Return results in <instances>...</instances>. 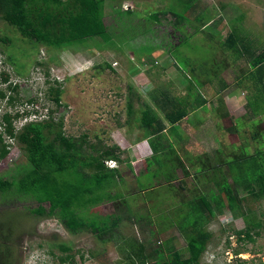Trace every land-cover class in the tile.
<instances>
[{"label":"rangeland","instance_id":"374dc122","mask_svg":"<svg viewBox=\"0 0 264 264\" xmlns=\"http://www.w3.org/2000/svg\"><path fill=\"white\" fill-rule=\"evenodd\" d=\"M185 1L107 0L109 8L104 23L115 33L107 48H96L100 43L86 40L76 48L50 49L20 36L0 17V37L3 38L0 42V93L4 94L0 97V117L4 113L12 116L23 111L21 118L13 121L12 126L17 130L29 121L23 119L29 114H35L36 121H43L48 119L51 110L52 120L62 121L65 136L85 135L90 143L99 140L106 145H116L123 151L122 158H127L133 168V176L117 189L124 194L132 212L145 220L149 217L150 221H156L152 226L161 231L151 237L152 245H162L166 238H171L177 249L185 247L190 234L178 226L180 220L175 215L176 210L169 209V203L182 199L185 192L180 190L181 195L173 196L161 192L156 198L146 199L147 192L139 189L134 178L143 174L144 159L162 153L166 169L170 161L179 158L189 176L183 178L180 168H173L172 185L178 189L179 181L191 187L195 182L193 176L203 164L211 169L217 160L221 161L216 178L220 175L230 181L223 161L230 163L234 157L241 159L244 153L260 150L264 155L261 112L250 116L244 106L239 115L230 114L225 105L220 108L214 100L204 111L206 124L195 128L188 122H180L172 137L158 108L161 101L155 104L151 100L164 92L170 99H180L186 90H176L175 84L198 85L201 80L198 74L189 71L190 65L194 64L198 73L202 69L213 71L214 65L224 59L227 68L222 71L223 78L219 77L221 84L235 82L246 70L240 81L243 85L237 89L236 85L233 92L243 89L244 99L253 111L264 103V64L253 66L256 56L264 51V0H190L187 11L183 8ZM125 10L131 15L124 18L123 24L118 14ZM153 14L158 21L148 19ZM230 34L235 39L231 48L226 42ZM211 83L222 92L218 82L212 80ZM55 89L59 91L58 106L53 102ZM128 102L132 106L130 113ZM145 106L151 107L163 120L166 131L146 134L139 128L138 119ZM216 125L221 135L218 141L213 140ZM2 129L0 125V132ZM3 143L7 145V154L0 158V176L6 177L19 173L24 160L18 143L5 138ZM170 173L168 166L152 185H168L165 176ZM147 178L148 175H142L138 180L148 181ZM198 180L201 186L213 188V181L206 183L200 175H197ZM153 202L157 206L149 211V204ZM116 203L104 202L87 213L89 216L111 214ZM36 205L33 200L11 192L0 193V264L117 263L119 253L114 244L86 232L71 234L55 218L35 217L29 210ZM243 208L245 219H234L224 210L207 224L211 237L200 264H264V228L253 229L258 234H253L251 242L239 240L235 234L244 230L246 223L255 225L259 218L264 223V201L246 197ZM260 213H263L262 218ZM165 216H170L175 225L167 224ZM150 229L143 220L122 224L121 245L132 257L147 250L143 241L149 237Z\"/></svg>","mask_w":264,"mask_h":264},{"label":"trees","instance_id":"16d2710c","mask_svg":"<svg viewBox=\"0 0 264 264\" xmlns=\"http://www.w3.org/2000/svg\"><path fill=\"white\" fill-rule=\"evenodd\" d=\"M189 3L191 1L186 0L183 4L186 11ZM107 8V0H0V17L20 36L50 49L76 48L75 46L84 45L86 40L100 43L96 48H107L115 34L104 23ZM129 15L131 12L128 10L119 13L120 23L124 24V18ZM174 15L177 16L175 13ZM148 19L158 21L155 14ZM2 41L3 38L0 37V42ZM226 42L231 48L235 42L233 35L230 34ZM262 64L264 51L256 56L253 66L261 67ZM3 96L0 93V97ZM58 96L59 91L55 89L53 102L56 106L59 105ZM159 101L161 104L158 108L173 137L176 125L187 116L189 107H182L179 100L170 99L166 92L162 93ZM10 102L11 98L8 103ZM260 104L253 111L249 102H246L245 107L248 108L250 116L259 111L264 117V103ZM127 107L130 113V102ZM251 107L254 109L252 105ZM51 113L50 110L48 119L26 122L18 130L12 126L13 121L19 117L18 113L12 116L8 113L1 115L0 125L3 129L0 132V158L7 154V145L2 138L4 135L19 144L24 165L20 166L19 173L0 176V193L11 192L33 200L37 205L29 210L31 215L55 218L71 234L86 232L98 240L111 242L119 253L116 264H200L211 237L206 226L213 218L226 210L234 219H245L243 201L246 197L264 201V155L261 150L253 154L244 153L241 159L234 157L230 163L223 161L231 177L230 181L220 178V175L216 178L221 163L217 160V164L211 169L205 164L201 166V170L193 176L195 182L191 187H186L179 181L178 189L172 185L175 181L173 168H180L183 178L188 177L183 162L177 158L170 161L164 169L162 153L153 154L144 159V172L134 177L135 182L142 192H147L146 199L156 198L161 192L170 196L180 190L185 192L182 199L169 203V209L176 210L175 215L180 220L178 226L190 234L182 249L175 248L171 238H166L161 242L162 245L153 246L151 237H156L161 231L152 226L156 221H150L149 217L145 220L141 215L132 212L124 200V194L117 189L133 176L130 161L122 158L123 151L116 145H106L99 140L90 143L85 135L77 138L65 136L62 121H53ZM138 125L146 134L166 131L163 120L149 106L141 111ZM168 147L170 152L173 151L170 144ZM188 159L184 161L187 162ZM107 161H113L117 165L109 168L105 164ZM168 166L171 168L170 175L165 176L168 185H152ZM142 175H148V181L139 182L138 178ZM197 175L203 177L206 183L213 181V188L201 186L199 180L196 181ZM104 202H117L113 213L88 215L89 209ZM156 206L157 203L153 202L149 204L148 210L151 211ZM260 216L262 218L263 213ZM133 220H143L151 227L149 237L143 241L147 250L136 257H132L121 245L124 238L120 231L121 226L124 222ZM165 221L169 225H175L170 216H165ZM255 227L264 228L262 219L259 218L255 225L246 223L245 229L236 231L235 234L239 240L251 242L253 234H258L253 232Z\"/></svg>","mask_w":264,"mask_h":264},{"label":"crops","instance_id":"0c3cea01","mask_svg":"<svg viewBox=\"0 0 264 264\" xmlns=\"http://www.w3.org/2000/svg\"><path fill=\"white\" fill-rule=\"evenodd\" d=\"M229 38V35L226 36V40ZM233 63V62H232ZM242 63H240V68L243 67ZM215 69L212 71L210 69H202L199 71H197V69H195L194 64L189 66V71L191 73H195L198 74L200 76V83L198 85H194L192 82H185L182 83V85L175 84L176 90H186V93H184V95H182L183 97H181L180 99H176L179 100L182 104V107H189L188 108V113L187 116L181 121V122H188L190 125H193V127L197 128L199 127L202 123L206 124L203 116H207V114L204 112L207 110L206 106L208 103H214L217 102L218 105H220V108L223 107V105H225V107L228 110V113L230 112V114H237L239 115L240 110L244 111V106L246 104V100L245 95L246 93L243 91V89H239L235 92L234 88L237 85L236 89L240 87L241 84V80L244 79L245 77V73L246 70L240 74V76L237 78V80L233 83H231L232 81H230V83H223L222 80L219 78H223L222 71L223 69L227 68V63L226 61L223 59V62H221L218 65H214ZM232 68H234V65L231 64L230 65ZM204 68V67H203ZM255 69V68H254ZM242 70V69H241ZM241 72V71H240ZM221 75V76H220ZM212 80H215L216 82H218V87H220L221 90H218L216 87H214L213 83H211ZM241 81V82H240ZM217 90V91H216ZM221 92V93H220ZM245 93V94H244ZM162 95V93H161ZM191 97V98H190ZM162 98V96L159 97H152L151 100L155 103L158 104L159 100ZM219 100V101H218ZM217 111L219 112V107L217 108ZM236 112V113H235ZM259 112V111H258ZM236 115V116H237ZM189 116V118H188ZM232 116V115H231ZM233 115V117H236ZM211 121V119H209ZM217 134L213 135V140L214 138L217 139L221 136L219 134V127L216 125ZM219 136V137H218ZM215 142V141H214ZM218 143V142H215ZM219 144V143H218ZM217 144V145H218Z\"/></svg>","mask_w":264,"mask_h":264},{"label":"built area","instance_id":"2783aa9c","mask_svg":"<svg viewBox=\"0 0 264 264\" xmlns=\"http://www.w3.org/2000/svg\"><path fill=\"white\" fill-rule=\"evenodd\" d=\"M112 66L113 67H115V66H117V63L116 62H114L113 64H112ZM15 113H18V115H19V117L17 118V119H15V120H18L19 118H21V116L23 115V111L22 112H15ZM29 119V121H36V119H37V116L35 115V114H29L27 117H24L23 119L24 120H26V119ZM47 118H48V116H47ZM14 120V121H15ZM28 121V122H29ZM25 124V123H24ZM18 130V129H17ZM3 140H4V138L5 139H7V140H10V141H13L12 139H10V138H8L7 136H4L3 135ZM7 149V148H6ZM105 164H106V166L107 167H109V168H111V166H115V163L113 162V161H107V162H105Z\"/></svg>","mask_w":264,"mask_h":264}]
</instances>
